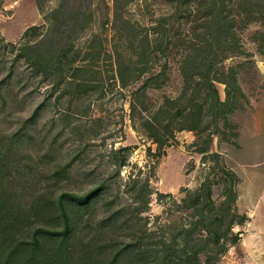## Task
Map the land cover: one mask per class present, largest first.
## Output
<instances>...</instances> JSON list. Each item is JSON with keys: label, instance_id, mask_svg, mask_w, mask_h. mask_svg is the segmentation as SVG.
<instances>
[{"label": "trees", "instance_id": "trees-1", "mask_svg": "<svg viewBox=\"0 0 264 264\" xmlns=\"http://www.w3.org/2000/svg\"><path fill=\"white\" fill-rule=\"evenodd\" d=\"M47 1L37 0L38 6L44 10ZM97 1L59 0L46 14L45 29L33 26L34 38L19 46H4L11 45V52L17 50L14 60H24L31 73L42 75L52 92L68 96L70 106L74 97L103 90L104 65L111 66L110 79L127 87L153 72L165 58L160 72L132 92L133 118L138 114L141 118L136 123L158 142V155L175 138V131L183 129L206 132L205 145L198 150L207 152L213 135L221 132L220 122H228L233 90L240 88L236 70L225 71L223 63L244 52L239 31L252 21L262 24L254 41L264 54V0H113L108 5L113 15H107L103 23L104 30L111 24L112 36L92 31L82 40L96 22ZM135 3L150 15L148 24L133 17ZM171 52L179 55L182 92L177 97L165 96L159 106L149 109L146 99L136 98L145 95L147 86L164 85ZM217 82L227 86L225 99ZM143 110L149 112L142 114ZM29 122L10 134H0V264H215L238 241L234 227L247 216L235 209L240 177L225 165L197 188H184L181 200L157 192L167 203V220L157 229L142 221L153 191L150 178L131 179L127 190L132 192V201L108 206L98 221L94 212L100 200L107 198L103 195L112 184L108 177L83 191L34 193L26 200L14 180L25 161L28 148L24 146L33 137L27 129ZM130 148L112 150L115 174L127 165ZM74 162L53 165L54 182L68 180ZM222 183L223 191L216 199L214 185Z\"/></svg>", "mask_w": 264, "mask_h": 264}, {"label": "rangeland", "instance_id": "rangeland-1", "mask_svg": "<svg viewBox=\"0 0 264 264\" xmlns=\"http://www.w3.org/2000/svg\"><path fill=\"white\" fill-rule=\"evenodd\" d=\"M58 2L48 0L42 10L37 0H0V134L22 128L28 119L31 122L27 129L33 135L24 146L28 148L25 161L21 162L14 180L18 192L30 198L34 193L83 191L108 177L112 184L103 195L107 198L100 200L94 212V219L98 221L106 214L108 206L116 208L132 201V192L127 190L131 179L150 178L153 191L148 196L149 207L142 212V221H149V227L157 229L167 220V203L158 198L157 192L169 193L181 200L186 194L184 188H197L208 176H216L217 167L225 165L240 177L235 209L247 219L235 225L238 241L231 244L215 264H264V54L258 51L254 41V33L262 24L252 21L240 29L244 52L223 63L225 71L236 70L240 88L233 90L228 122H220L221 132L213 135L209 150L205 153L198 150L205 145L206 132L198 134L195 130L183 129L175 131V138H170L162 148L164 153L158 155V142L147 135L138 121L136 123L135 120L141 118L138 114L133 118L131 100L133 91L145 85L152 74L160 72L165 58L153 72L127 87L110 79L111 66L104 65L103 90L74 97L70 106L68 96L61 97L59 90L52 92L51 84L43 80L42 75L31 73L24 60H14L17 50L11 52V45L4 46L7 43L19 46L27 38H34L30 28L45 29L46 14ZM112 3L113 0L97 1L96 22L82 40L92 31L112 36L111 24L109 30L103 28L107 15H113L108 9ZM162 4L165 9L166 4ZM132 7L135 19L145 24L150 22L144 7L136 3ZM167 61L169 77L164 85L161 88L147 86L145 97L140 93L136 98L146 99L149 109L159 106L165 96L177 97L182 92L184 79L179 55L171 52ZM217 86L225 99L226 84L217 82ZM148 112L143 110L142 114ZM54 138L56 141L51 143ZM127 145L131 146L128 163L120 174H115L110 163L111 152ZM68 161H75L70 178L54 182L52 166ZM222 191L223 183L214 185L216 199ZM86 222L87 217L83 225Z\"/></svg>", "mask_w": 264, "mask_h": 264}]
</instances>
